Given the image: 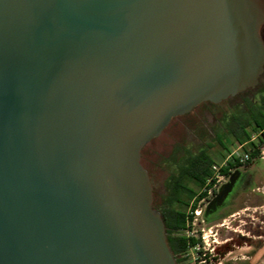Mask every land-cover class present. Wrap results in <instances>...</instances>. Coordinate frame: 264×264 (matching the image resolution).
<instances>
[{"label":"water","instance_id":"1","mask_svg":"<svg viewBox=\"0 0 264 264\" xmlns=\"http://www.w3.org/2000/svg\"><path fill=\"white\" fill-rule=\"evenodd\" d=\"M263 26L264 0H0V264H177L142 150L259 84Z\"/></svg>","mask_w":264,"mask_h":264},{"label":"rangeland","instance_id":"2","mask_svg":"<svg viewBox=\"0 0 264 264\" xmlns=\"http://www.w3.org/2000/svg\"><path fill=\"white\" fill-rule=\"evenodd\" d=\"M261 32L264 34V30ZM256 92L252 91L245 95L229 98L216 107L199 106L192 112L175 118L163 134L154 139L143 150L142 163L151 178L153 201L156 207H160L161 199L167 193L166 181L172 173L176 172L175 162L177 163L180 158L184 157L187 150L198 152L199 150L208 149L210 154L219 157L216 159V163L220 164L230 152L238 147V144H235L231 137H227L225 143L229 151H224L215 142L216 137L223 128V120L234 114L235 111L237 112L239 106L244 104L245 99L250 98ZM207 143L212 144L213 147L208 148ZM175 152L177 153L174 159ZM221 152L225 154L224 158L221 157ZM242 167L247 172L250 183L235 201L236 206L230 209L226 217L217 222L218 224L224 223V226L214 227L215 225H212L204 228V225L200 223L202 213L197 217L195 213L192 215V209L188 208L186 211L188 215L193 217L183 234L192 238L200 237V250L211 255L210 259H214V261L206 264H264V159L255 158ZM201 191H198V193H201ZM205 203L195 202L196 209L194 212L196 210L203 212ZM237 206L240 207L237 208ZM245 208H249V210L246 211ZM246 214H251L254 219L245 218ZM238 217L239 220L244 222L248 220V226L244 222H240L236 227L234 219ZM250 221L254 224H250ZM247 227H251L252 230L258 231V233L253 234L252 230L250 232L246 229ZM254 235L255 239L252 237ZM232 238L235 240L246 238L252 242L233 246L225 257L214 258V246L233 243ZM214 240H216V243L213 242ZM191 252L189 263L199 264V261L203 259L201 255H197L199 250L192 249ZM204 263L201 262V264Z\"/></svg>","mask_w":264,"mask_h":264},{"label":"trees","instance_id":"3","mask_svg":"<svg viewBox=\"0 0 264 264\" xmlns=\"http://www.w3.org/2000/svg\"><path fill=\"white\" fill-rule=\"evenodd\" d=\"M262 30H264V26L262 27ZM263 79L264 74L261 76L259 84L256 87L250 88L237 95L241 96L252 91H257L251 95L250 98L245 99L244 104L239 106L237 112L235 111L234 114H231L227 119L225 118L223 120V128L217 134L215 141L224 151L228 152L229 148L225 141L227 137H231L235 144L243 146L244 150L250 153V160L248 163L255 158H260L258 146L264 143ZM203 105L216 107L218 104L206 102L199 106ZM207 147L212 148L213 145L207 143ZM176 153L177 152L174 153V159ZM220 154L222 158L225 157L223 152ZM217 158L219 157L210 154L208 149L199 150L198 152L187 150L184 157L180 158L177 163L174 161L176 172L172 173L166 181L165 187L167 193L162 197L160 207H156L153 201L154 209L160 212L164 220L167 229L168 244L173 254H176L181 249L185 250L189 246H195L197 243L194 238L188 239L185 236H178L176 234L185 231L187 229L188 221H190V219L192 220L193 216L188 215L186 211L190 207V203L194 197L199 194L198 191H201L204 188L207 180L212 176L213 166L217 164ZM238 167H242L238 162L229 163V167L222 169L221 172L227 174L228 169H236ZM203 196L204 194L202 193L198 197V200ZM191 209L192 212H194L196 204L193 205Z\"/></svg>","mask_w":264,"mask_h":264},{"label":"flooded vegetation","instance_id":"4","mask_svg":"<svg viewBox=\"0 0 264 264\" xmlns=\"http://www.w3.org/2000/svg\"><path fill=\"white\" fill-rule=\"evenodd\" d=\"M262 35H263V37H264V34L262 33ZM228 178H229V176L228 177H226V180H225V182L228 180ZM203 192L201 191V193H199L196 197H194V199L191 201V203H190V209H191V207L193 206V205H195L194 203L196 202V203H198L200 200H198V197L202 194ZM217 194H218V190H216V191H214V193L212 194V196H211V198H209L208 199V202L209 201H211L213 198H215L216 196H217ZM239 196H240V194L239 195H237V197H236V199H235V201L239 198ZM232 200V199H231ZM235 201H232L229 205H227L226 207H224L223 208V210H221V211H214V212H210L209 211V213H206V210H205V207H206V205H207V203H205L204 204V207H203V212H202V216H204L205 218L203 219V217L201 216V219H200V223L201 224H203L204 225V228H206L207 227V224H209L210 226H214V227H219V226H224L225 224L223 223V224H218L217 222L218 221H220V220H222V217L226 214V213H228L229 211H230V209H232L233 207H235L236 206V204H235ZM245 205V204H244ZM244 205H241V206H244ZM238 207H240V206H237V208ZM189 209V210H190ZM245 210L246 211H248L249 210V208H245ZM245 218H251L252 220L254 219V217L251 215V214H246L245 215ZM204 220L207 222V224L204 222ZM234 222H235V226L236 227H238V224L240 223V222H244L243 220H239V217L238 218H236V219H234ZM250 224H254V223H252L251 221L249 222ZM244 224H246L247 226H248V220H246L245 222H244ZM228 227V226H227ZM246 229H248L250 232H251V230H252V228L251 227H247ZM205 230V229H204ZM258 230V229H257ZM186 231V230H185ZM185 231H183V232H181V233H177L176 235H178V236H185L186 238H188V239H191L192 237H190V236H186V235H184L183 233L185 232ZM233 231H237V230H233ZM252 232H253V234H257L258 233V231H254V230H252ZM253 237V239H255V235L254 236H252ZM195 240H196V245L195 246H189L187 249H185V250H179L176 254H174L175 255V257H176V260H177V264H190L189 263V259H190V256H191V250L192 249H197V246H200L201 245V240H200V237H197V238H194ZM231 240H233V243H230V244H224V246H214V250H215V252H214V254H213V256H214V258L216 257V258H218V259H220V258H223V257H225L227 254H228V252H230L231 251V248L233 247V246H239V245H243V244H246V243H248V242H252V241H250V240H247L246 238H243V239H234V238H232ZM214 243H216V240H214L213 241ZM201 249V248H200ZM197 255L198 256H202V258L203 259H201V261H199V264H201V262H205L204 264H206L207 262H212V261H214V259H210V257H211V255H208V253L206 252V253H203V251H201V250H199V252L197 253ZM208 255V256H207Z\"/></svg>","mask_w":264,"mask_h":264},{"label":"built area","instance_id":"5","mask_svg":"<svg viewBox=\"0 0 264 264\" xmlns=\"http://www.w3.org/2000/svg\"><path fill=\"white\" fill-rule=\"evenodd\" d=\"M260 151V158L264 159V143L258 146ZM250 160V153L244 150L243 146H238L234 151L230 152V154L226 157V159L222 163H217L213 166V174L207 180L202 192L204 194L203 198L200 202H208V199L211 198L214 191L218 190L219 186L225 182L226 177H228L234 169H228V173L224 174L221 172L222 169L228 168L229 163L238 162L242 166L246 165ZM195 211V210H194ZM196 214L197 217L202 213L201 210L196 212H192ZM190 221H188L187 227L189 226ZM198 250H200V246H197Z\"/></svg>","mask_w":264,"mask_h":264}]
</instances>
